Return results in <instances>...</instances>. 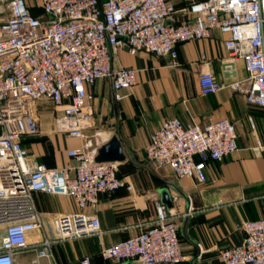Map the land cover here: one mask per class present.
<instances>
[{"label": "built area", "instance_id": "2783aa9c", "mask_svg": "<svg viewBox=\"0 0 264 264\" xmlns=\"http://www.w3.org/2000/svg\"><path fill=\"white\" fill-rule=\"evenodd\" d=\"M39 8L40 15L32 10ZM174 6L167 0H0V264H17L16 257L33 252L32 264H58L52 253L57 242L101 235L99 218L85 209L102 193L132 185L118 177V161H96L103 138L92 144L94 108L87 86L110 81L113 98L136 82V69L112 67V57L126 48L156 56H177V44L202 39L218 30L229 62L241 60L246 77L230 82L216 79L212 68L197 80L202 95L224 88L243 94L245 101L264 109V0H195L192 17L174 23ZM204 57V56H203ZM48 101L57 114L52 128L81 140L67 154L75 164L48 167L23 145L41 132L37 104ZM251 127L254 124L249 118ZM236 123L227 117L203 125L165 119L149 136L147 160L168 168L177 177L206 180L208 161H220L237 150ZM256 148L264 154V125ZM71 196L78 211L56 214L53 237L28 239L42 226L35 192ZM173 201L177 195L172 196ZM155 218L138 223L134 234L109 245L100 255L108 264H177L182 258L178 233L181 214L156 202ZM128 227V226H127ZM126 227V228H127ZM240 244L223 248V264H264V216L242 220ZM78 264H92L84 255Z\"/></svg>", "mask_w": 264, "mask_h": 264}, {"label": "crops", "instance_id": "0c3cea01", "mask_svg": "<svg viewBox=\"0 0 264 264\" xmlns=\"http://www.w3.org/2000/svg\"><path fill=\"white\" fill-rule=\"evenodd\" d=\"M167 1L174 6V23L192 17L188 6L195 0ZM225 37L226 34L212 30L207 38L180 42L174 62L169 56L144 50L132 54L122 48L113 55L112 67L135 68V84L120 90L119 100L113 98L107 79L87 86L95 128L104 142L114 134L121 140L126 157L119 162L117 175L132 188L123 186L111 194L102 193L96 204L85 209L98 216L102 233L55 243L52 253L58 264H78L84 255L91 257L92 264H108L109 260L100 255L102 245L134 234L138 223L153 221L145 216L151 202L181 214L177 223L183 258L177 264H223L220 250L243 240L240 222L264 216V154L256 148L262 135L264 109L248 104L242 93L230 88L206 95L199 91L197 77L201 70L212 68L216 79L224 82L246 77L241 60L229 62L227 69L223 67L227 56L222 42ZM37 112V116L41 113V132L24 138L23 145L48 167L74 165L75 159L68 156L67 150L79 146L81 140L52 128L60 113L53 106L47 109L42 105ZM173 116L201 125L220 117L236 123L237 150L220 161H208L204 182L177 177L168 168L156 167L145 156L150 134ZM34 200L42 226L29 233L30 241L53 237L52 216L78 211L69 195L38 191ZM33 257V252L18 255L17 264H32ZM48 262L47 258L41 259V264Z\"/></svg>", "mask_w": 264, "mask_h": 264}, {"label": "water", "instance_id": "95a60500", "mask_svg": "<svg viewBox=\"0 0 264 264\" xmlns=\"http://www.w3.org/2000/svg\"><path fill=\"white\" fill-rule=\"evenodd\" d=\"M125 157L121 140L116 134H114L97 148V153L94 159L96 161L121 162Z\"/></svg>", "mask_w": 264, "mask_h": 264}, {"label": "rangeland", "instance_id": "374dc122", "mask_svg": "<svg viewBox=\"0 0 264 264\" xmlns=\"http://www.w3.org/2000/svg\"><path fill=\"white\" fill-rule=\"evenodd\" d=\"M42 105H44V106H46V108L47 109H52V105H51V103L50 102H48V101H40V102H38V104H37V107H40V106H42ZM38 113V112H37ZM38 118H41V113H39L38 114ZM96 133H99V134H101L100 132H99V130H97L96 128H95V125L89 130V132H88V134H89V137H91V139H92V144H97L98 143V141H100L99 140V137H98V135H96ZM101 136H102V134H101ZM153 166V165H152ZM153 168L154 169H157V168H155L154 166H153ZM159 169V168H158ZM145 210H146V208H145ZM148 213H145V216H147L148 217V219H150V220H152V219H154V217H155V206H154V203L153 202H151V204L148 206ZM142 223H145V222H142ZM136 228V230H139V227H135Z\"/></svg>", "mask_w": 264, "mask_h": 264}, {"label": "trees", "instance_id": "16d2710c", "mask_svg": "<svg viewBox=\"0 0 264 264\" xmlns=\"http://www.w3.org/2000/svg\"><path fill=\"white\" fill-rule=\"evenodd\" d=\"M32 13H33L34 15H40V14H41V10H40L39 8H34V9L32 10ZM118 177H119V175H118Z\"/></svg>", "mask_w": 264, "mask_h": 264}]
</instances>
